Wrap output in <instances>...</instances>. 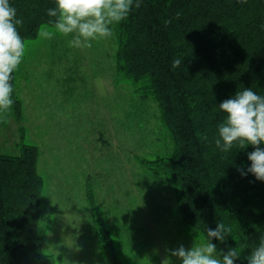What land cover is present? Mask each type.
Here are the masks:
<instances>
[{
	"label": "trees",
	"instance_id": "trees-1",
	"mask_svg": "<svg viewBox=\"0 0 264 264\" xmlns=\"http://www.w3.org/2000/svg\"><path fill=\"white\" fill-rule=\"evenodd\" d=\"M9 3L23 21L17 31L24 44L39 35L42 25L54 26L55 18L47 10L56 6L55 0ZM139 3L117 24L116 70L143 98L157 102L173 141L170 154L141 156L139 161L155 175L165 176L185 224L205 237L207 228L215 229L217 222L231 226L225 242H211L218 252L240 248L235 264H247L245 257L264 237V181L247 173L251 145L221 152L215 139L224 119L221 102L244 88L264 95V0ZM174 58L183 61L175 69ZM16 82L14 70L11 98L16 117L22 119ZM197 132L207 139L201 140ZM39 157V147L25 142L24 136L18 154L0 152V264H57L61 259L60 254L43 251L45 181L38 170ZM241 171L247 174L242 176ZM87 195L111 263L123 264L90 184Z\"/></svg>",
	"mask_w": 264,
	"mask_h": 264
},
{
	"label": "rangeland",
	"instance_id": "rangeland-1",
	"mask_svg": "<svg viewBox=\"0 0 264 264\" xmlns=\"http://www.w3.org/2000/svg\"><path fill=\"white\" fill-rule=\"evenodd\" d=\"M112 28L90 48L70 47L71 37L47 24L25 41L14 93L22 119L13 105L0 110V152L18 154L23 136L39 147L43 251L60 254L57 264H112L96 232L89 184L123 264H180L170 250L206 237L185 224L165 176L139 161L170 154L173 141L157 102L117 72ZM43 30L55 35L45 39Z\"/></svg>",
	"mask_w": 264,
	"mask_h": 264
},
{
	"label": "clouds",
	"instance_id": "clouds-1",
	"mask_svg": "<svg viewBox=\"0 0 264 264\" xmlns=\"http://www.w3.org/2000/svg\"><path fill=\"white\" fill-rule=\"evenodd\" d=\"M55 7L47 10V15L54 17L55 30L64 36H70L69 46L73 48H90L92 41L113 35L114 24L125 20L133 7L139 8V0H55ZM166 21L165 23H170ZM23 23L17 18V10L9 0H0V110L10 111L14 100L11 98L13 88L9 83L14 70L21 63L25 54V44L17 31ZM54 32L43 30L40 36L52 39ZM183 61L174 58L172 68H178ZM224 119L217 126L215 146L221 152H229L234 147L243 150L251 145L254 150L248 153L251 173L257 180L264 181V95H258L252 88L237 90L232 98L219 104ZM201 140L206 135L196 134ZM247 173L241 171V175ZM232 233L231 226L217 222L216 228H207L206 238L201 243H193L186 249L183 245L170 250V256L180 264H235L241 258V249L230 247L227 251H217L213 239L223 243ZM247 264H264V237L245 257ZM162 264H171L165 258Z\"/></svg>",
	"mask_w": 264,
	"mask_h": 264
}]
</instances>
